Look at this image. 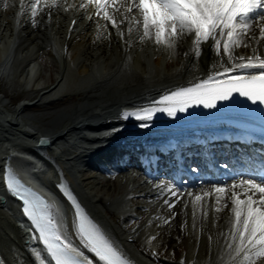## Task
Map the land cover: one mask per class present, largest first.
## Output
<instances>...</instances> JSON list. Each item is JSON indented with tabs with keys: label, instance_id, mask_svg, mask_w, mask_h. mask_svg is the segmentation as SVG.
Instances as JSON below:
<instances>
[{
	"label": "bare ground",
	"instance_id": "6f19581e",
	"mask_svg": "<svg viewBox=\"0 0 264 264\" xmlns=\"http://www.w3.org/2000/svg\"><path fill=\"white\" fill-rule=\"evenodd\" d=\"M32 2L0 0V81L4 80V73L8 72L13 62L15 72L20 74V86L27 88L22 92H28L31 96L36 94L40 104L49 105L53 101L45 102L43 98L58 89L68 69L83 80L75 85L79 92L71 94L73 100L79 97V103L61 111L49 112L47 115H52V118L48 117L46 121H37L28 116L26 110L29 104L25 102L6 113L4 108L9 103L0 96V191L5 164L34 181L35 185L39 184L50 194L55 221L62 237L81 250L84 246L75 231V213L71 204L60 194L57 184L64 186L63 190L68 188L87 216L131 264H154L152 262L155 261L148 258L149 254L130 244V235L137 237L138 245L145 249L152 246L159 252L169 249L173 253L182 250L177 264L181 259L185 260V264H236L237 258H240L239 263L243 262V254L237 255L232 249L226 251L234 223L232 204L223 194L215 192L214 185L186 192L176 191V195L168 197L167 193L173 189L158 185L153 189L139 173H121V178L117 180L92 178L85 174V165L89 164L94 151L99 148L95 144L112 142L122 136L155 132L143 130L141 122L135 119H122L123 112L152 105L157 98L174 90L223 72L236 60L227 61L222 51L217 57L212 42L201 45L202 54L196 59L194 34L179 39L174 49H167L151 40L140 41L142 27L128 35V25L125 23L119 26L125 34L122 39L110 22L103 19V11L97 15L95 4H89L88 0H57L58 6L51 8L47 6L51 0H40L37 8V13L43 16L40 21L35 20L38 16L33 18L31 15ZM81 4L86 7L81 8ZM105 10L113 13L111 6ZM17 11L24 12L21 19L16 18ZM121 19V16H117L118 21ZM73 21H76L74 28ZM259 23L264 21L253 24L250 33L253 38L246 37L247 46L234 49V58L244 57L246 61L249 56H259L264 59V40L259 39ZM52 47L54 50L51 51ZM222 47L223 44L221 50ZM45 55L51 58L49 61L55 71L54 78L50 76L51 73L45 78L47 73L40 64ZM64 59L67 64L63 66L60 60ZM244 72L256 74L254 69H242L232 75ZM50 79L54 80L52 85ZM90 121H94V126ZM33 146H36L34 151L44 158V164L51 170L46 175L43 164H34L27 158L26 151L33 153ZM15 151H21V155ZM239 182H230L226 186L231 189L234 183ZM236 191L242 193L243 190L237 188ZM142 194L146 201L153 198L167 199L170 203L175 199L178 201L174 207L167 209L162 202L158 205L157 200L155 204L163 215L158 214V207L154 209V205L143 208L141 213L147 212L153 223L145 221L132 229L113 224L110 220L112 217L126 223L133 215L141 214L138 212L141 207L131 204V197L142 198ZM197 195L202 197L200 201L195 200ZM2 196L7 198L4 194ZM240 198L244 199V196L241 194ZM59 200L64 205L62 209H56ZM13 201L10 203L0 197V259L4 264H48L45 258L38 259L39 250H26L25 233L18 228L16 221L21 212L18 213ZM218 207L220 211L215 210ZM104 211L111 215L110 219ZM150 230L153 234L158 233L154 242L148 240ZM181 245L184 248L180 249ZM161 262L168 264L171 261L161 259ZM255 262L264 264V258Z\"/></svg>",
	"mask_w": 264,
	"mask_h": 264
},
{
	"label": "snow or ice",
	"instance_id": "6c2138e0",
	"mask_svg": "<svg viewBox=\"0 0 264 264\" xmlns=\"http://www.w3.org/2000/svg\"><path fill=\"white\" fill-rule=\"evenodd\" d=\"M88 3L95 4L97 15L103 11V19L110 22L122 39L125 34L119 26L125 23L128 25V35L142 27L140 41L151 40L157 46L163 45L167 49H174L179 39L194 34L196 59L202 54L201 45L212 42L217 57L222 51L227 61L236 60L225 67L223 72L208 75L192 86L162 96L153 102L156 105L154 107L123 112L122 119H135L141 122L140 127L146 128L150 127L148 122L157 113L175 117L177 113L201 105L205 109H215L218 101L233 99L234 93L254 104H264V59L253 56L245 61L244 57L233 56L236 47L247 46L246 37L253 38L250 35L253 21H264V0H124L123 3L120 0H88ZM39 5L40 0H33V17L37 15ZM47 6H58L57 0H51ZM109 6L113 7L112 14L105 10ZM80 7L86 6L81 4ZM117 16L122 19L118 21ZM75 24L76 21H73V28ZM258 31L259 39L264 40V23L258 24ZM242 69H254L258 74L232 75ZM5 183L7 191L22 201V212L38 231L37 239L42 241L51 260L55 264H83L78 259L82 253L67 238H62L51 215V205L30 189L24 188L11 169L7 170ZM214 187L216 193L223 194L232 204L234 223L228 241L229 249L237 255L243 254L245 264H255L256 259L264 258V179L259 182L255 177L242 179L238 184L234 183L231 189L226 185ZM237 188H241L242 193H238ZM172 194L176 195L175 192ZM241 194L244 199L240 198ZM201 199L200 195L195 197L196 201ZM165 203L170 208L174 207L167 200ZM215 210L220 211L221 208ZM78 216L80 237L98 261L103 264H130V261L121 257L97 224L85 216ZM87 264H92V261L87 260Z\"/></svg>",
	"mask_w": 264,
	"mask_h": 264
},
{
	"label": "rangeland",
	"instance_id": "374dc122",
	"mask_svg": "<svg viewBox=\"0 0 264 264\" xmlns=\"http://www.w3.org/2000/svg\"><path fill=\"white\" fill-rule=\"evenodd\" d=\"M51 58H49L48 55H45L43 57L41 66L42 68H44V72L47 73V75L45 76V78L51 73L53 78L55 77V71L53 70L54 68H52V62H50ZM61 63L63 64H67V62L60 60ZM66 77L64 79V81L61 83V85L58 87V89L56 91H54L53 94L47 95L46 97L43 98V101L45 102H50L53 101V103L49 104V105H43L40 104L38 102L39 97H37L38 95L35 94L34 95H30V93L28 92H22V91H26V87L24 88V86H20L21 81H19V77L20 74L17 75V72H15V67L13 66V62L9 65V69L8 72L4 73V80L0 81V87L2 84V87L0 88V96L4 98V100H6L9 103V106L7 108H4V111H6V113H9L10 111H12V108H16L17 106L21 105L22 102L25 103H29L28 108L26 110V114L30 117H33L34 119H36L37 121H46V119H48V117L51 119L52 115L49 116L47 115L49 112L54 113L56 111H61L65 108H68L69 106H76L79 103V97L76 96V98L73 100L71 99V94L74 92H79V89L76 87L75 85L76 83H80L82 82L83 78L79 77L74 71L72 72L71 69H68V71H66ZM54 80L52 81V79L49 80V83H51V85L53 84ZM65 95V96H64ZM68 95V96H66ZM27 101H26V100ZM40 105H39V104ZM36 104V105H35ZM32 121V120H31ZM35 121V120H34ZM85 168L87 169V173L88 175H96L98 176L99 173H97L95 170H93V168L85 166ZM100 177H103V175H100ZM115 218V217H113ZM118 219L115 218V224L117 223ZM119 222V221H118ZM114 224V223H113ZM135 248H138L140 250V248L138 246H134ZM184 248L183 245H181L182 249ZM182 250L179 251H175L174 253L172 252V250H166L165 255L167 256V259H170L171 262H169L168 264H177L178 261V257L180 256ZM170 255V256H169Z\"/></svg>",
	"mask_w": 264,
	"mask_h": 264
}]
</instances>
